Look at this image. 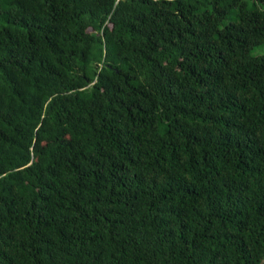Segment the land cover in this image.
<instances>
[{
    "label": "trees",
    "instance_id": "16d2710c",
    "mask_svg": "<svg viewBox=\"0 0 264 264\" xmlns=\"http://www.w3.org/2000/svg\"><path fill=\"white\" fill-rule=\"evenodd\" d=\"M264 0H0V264H264Z\"/></svg>",
    "mask_w": 264,
    "mask_h": 264
},
{
    "label": "rangeland",
    "instance_id": "374dc122",
    "mask_svg": "<svg viewBox=\"0 0 264 264\" xmlns=\"http://www.w3.org/2000/svg\"><path fill=\"white\" fill-rule=\"evenodd\" d=\"M250 52L252 54H263L264 53V45H262V44L256 45L250 50Z\"/></svg>",
    "mask_w": 264,
    "mask_h": 264
}]
</instances>
